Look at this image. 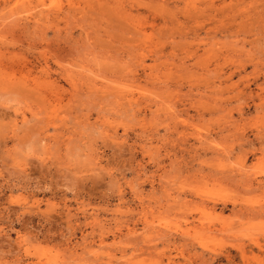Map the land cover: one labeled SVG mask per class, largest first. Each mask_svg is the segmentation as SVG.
<instances>
[{"label": "rangeland", "instance_id": "374dc122", "mask_svg": "<svg viewBox=\"0 0 264 264\" xmlns=\"http://www.w3.org/2000/svg\"><path fill=\"white\" fill-rule=\"evenodd\" d=\"M0 264H264V0H0Z\"/></svg>", "mask_w": 264, "mask_h": 264}, {"label": "bare ground", "instance_id": "6f19581e", "mask_svg": "<svg viewBox=\"0 0 264 264\" xmlns=\"http://www.w3.org/2000/svg\"><path fill=\"white\" fill-rule=\"evenodd\" d=\"M255 209V208H254Z\"/></svg>", "mask_w": 264, "mask_h": 264}]
</instances>
